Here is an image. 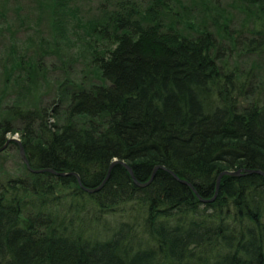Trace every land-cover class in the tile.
<instances>
[{
  "label": "trees",
  "instance_id": "16d2710c",
  "mask_svg": "<svg viewBox=\"0 0 264 264\" xmlns=\"http://www.w3.org/2000/svg\"><path fill=\"white\" fill-rule=\"evenodd\" d=\"M144 1L112 0L86 26L95 81L67 92L59 82L44 103H6L0 145L18 132L31 166L75 171L87 186L114 158L139 180L163 164L203 197L222 169L264 171V96L240 103L235 92L246 98L253 88L226 66L244 49L264 59V0H242L253 27L216 0ZM31 65L19 61L33 82ZM24 166L0 171V264H264L261 173L223 174L215 198L201 201L163 168L139 186L116 163L89 192L73 174ZM112 207L125 219L102 237L86 232L108 223L96 210Z\"/></svg>",
  "mask_w": 264,
  "mask_h": 264
},
{
  "label": "rangeland",
  "instance_id": "374dc122",
  "mask_svg": "<svg viewBox=\"0 0 264 264\" xmlns=\"http://www.w3.org/2000/svg\"><path fill=\"white\" fill-rule=\"evenodd\" d=\"M136 1L141 4L145 2ZM184 1L189 3V0ZM111 2L112 0H0V110L10 102L24 101L25 105H32L52 100L59 82H63L61 90L66 88L64 90L67 92L95 81V72L86 64L82 37L86 35V26L91 20L105 18L102 10L110 8ZM216 4L230 9L235 19L248 20L254 26L255 18H247L242 0H216ZM192 9L193 7L190 10ZM197 10L192 11L195 14ZM224 49L227 52L228 46ZM21 58L32 64L30 68L36 71L31 75L33 82L26 80L27 70L19 66ZM226 66L227 69L237 67L234 72L242 73L238 77L234 76V80L242 79L246 86L249 82L247 87L253 88L254 92L246 98H240V94L235 92V98L238 97L240 103H250L264 96V72L260 76L257 71L264 69V59L256 51L244 49L239 55H229ZM8 136L19 138V133L13 132ZM4 148L0 150L1 176L23 172L25 166L19 148L14 144ZM96 211L102 216L101 220L103 221L104 216L108 223L104 227L92 223L86 232L97 233L101 237L107 233L104 229L110 232L108 227L126 216L122 214L120 217L117 207ZM137 231L138 235L146 237L142 228Z\"/></svg>",
  "mask_w": 264,
  "mask_h": 264
},
{
  "label": "water",
  "instance_id": "95a60500",
  "mask_svg": "<svg viewBox=\"0 0 264 264\" xmlns=\"http://www.w3.org/2000/svg\"><path fill=\"white\" fill-rule=\"evenodd\" d=\"M9 141H16L17 144H18V148H19V153H20V156L22 158V160L24 161V163L26 164L27 168L30 169L31 171H34V172H39V171H51L53 173H56V174H60V175H65V174H73L76 176L77 178V181L78 183L80 184V186L86 190V191H89V192H92V191H95V190H98L103 184L104 182L107 180V178L109 177L110 175V172H111V168L113 167L114 164L116 163H121L129 172L130 176L132 177L134 183H136L137 185L139 186H143V185H146L147 183H149L152 178L154 177L156 171L158 168H163V169H166L167 171H169L176 179H178L180 182L182 183H185L186 185L190 186L191 189L196 193V195L198 196V198L201 200V201H211L215 198V196L217 195V192H218V188H219V182H220V178L223 174H230V175H240V174H243V173H249V172H258V173H261L264 175V171L259 169V168H249V167H239V168H236V169H222L220 170L218 173H217V176H216V182H215V189H214V193L212 196L210 197H203L199 194V192L197 191V189L194 187L193 183H191L189 180L183 178V177H180L178 176L172 169L166 167L165 165L163 164H156L153 166L151 172H150V175L149 177L146 179V180H139L137 179V177L135 176L134 174V171L131 167V165H129L125 160L123 159H118V158H114L113 160L110 161L109 165H108V168H107V171H106V174L105 176L103 177V179L100 181L99 184L95 185V186H87V185H84L82 182H81V179L79 177V174L75 171H57V170H54L53 168L51 167H33L30 165L29 163V160L26 156V153L24 151V148H23V145L20 141L19 138H16L14 136H8L5 140V142L0 145V150L3 149L4 147H6L7 143Z\"/></svg>",
  "mask_w": 264,
  "mask_h": 264
}]
</instances>
